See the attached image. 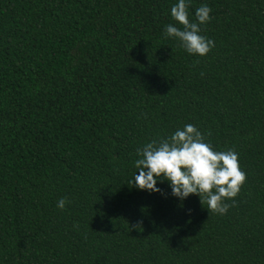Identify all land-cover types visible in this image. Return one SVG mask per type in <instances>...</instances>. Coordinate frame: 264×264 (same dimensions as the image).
Returning a JSON list of instances; mask_svg holds the SVG:
<instances>
[{
    "label": "trees",
    "instance_id": "1",
    "mask_svg": "<svg viewBox=\"0 0 264 264\" xmlns=\"http://www.w3.org/2000/svg\"><path fill=\"white\" fill-rule=\"evenodd\" d=\"M176 2L0 0V264H264V0H191L203 57ZM189 123L246 173L224 215L128 184Z\"/></svg>",
    "mask_w": 264,
    "mask_h": 264
},
{
    "label": "clouds",
    "instance_id": "2",
    "mask_svg": "<svg viewBox=\"0 0 264 264\" xmlns=\"http://www.w3.org/2000/svg\"><path fill=\"white\" fill-rule=\"evenodd\" d=\"M190 5L191 0H177L171 6V17L182 27L170 23L164 35L178 41L189 55L203 57L215 46L214 40L201 34V26L211 20L212 9L203 4L195 10V19L190 20ZM137 157V171L128 182L130 186L150 193L161 192L157 183L166 181L174 198L183 201L197 195L208 212L218 215L227 213V201L238 195L246 180L238 153L234 149L214 150L205 134L191 123L166 138L145 143L137 149ZM69 203L61 198L56 206L64 210Z\"/></svg>",
    "mask_w": 264,
    "mask_h": 264
}]
</instances>
